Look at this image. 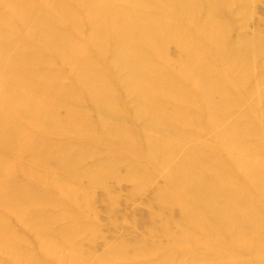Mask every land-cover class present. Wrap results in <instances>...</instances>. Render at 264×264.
Instances as JSON below:
<instances>
[{"label": "bare ground", "instance_id": "1", "mask_svg": "<svg viewBox=\"0 0 264 264\" xmlns=\"http://www.w3.org/2000/svg\"><path fill=\"white\" fill-rule=\"evenodd\" d=\"M28 1L0 0L1 18L15 12L22 21L20 27L14 28L16 31L0 27V68L15 77L8 74L13 83L27 79L57 83L71 91L78 88L100 105L106 103L130 116L151 117L154 124L172 132L183 127L200 132L199 127L205 126L202 128L208 129L206 134L219 142L257 150L259 129L251 119L244 127L242 117L249 112L248 104L255 93L264 102V69L259 79L261 90L253 92L252 71L248 74L252 57L247 47L251 48L252 42L245 41L244 36L232 41L227 17L237 6L242 12L245 0H43L42 6L39 0ZM72 1H76L78 10L70 6ZM203 12L205 16H201ZM85 28L90 30L87 40L79 39ZM28 29L33 30L29 37ZM258 38L264 62V36ZM170 44L178 50L174 60L166 56L165 49ZM53 52L58 71L49 73L44 68L51 64L49 54ZM105 54L110 59L103 64ZM229 82L231 88H227ZM46 99L0 86V126L5 127H0V145L30 157L40 156L44 163L53 158L61 174L92 183L115 177L123 157L133 159L138 155L126 178L140 190L146 182L163 177L161 181L168 186L164 183L157 190L158 207L166 211L174 207L184 223L212 228L214 236L228 238L264 256L263 167L223 157L224 161L173 141L127 131L112 121L86 117L74 108L61 117L58 105L52 106ZM256 109L257 106L253 108ZM70 130L78 131L79 136L66 143L68 154L53 156L51 135ZM96 131L100 141L92 142ZM107 140L114 149L95 160L96 147ZM3 157L0 264H47L46 258L56 264L63 253L65 264H153L151 259L140 258L165 245L168 252L182 253L186 242L188 262H183L181 253L175 261L172 253L161 255L157 264H240L203 243L192 242L177 227L152 220L138 231L135 229L138 235L122 240L118 248H114V240L104 241L98 257L92 258L79 246V239L86 232L90 239L96 232V216L85 209L87 202L77 200L78 188L28 177ZM89 160L91 164L84 166ZM44 182L58 192V198H51L49 188L39 189ZM30 200L51 201L52 211L26 216ZM57 200L61 205L56 204ZM66 215L76 217L68 225H57L59 218ZM20 223L32 234V249L30 238L19 233ZM154 234L162 242L153 240Z\"/></svg>", "mask_w": 264, "mask_h": 264}, {"label": "rangeland", "instance_id": "2", "mask_svg": "<svg viewBox=\"0 0 264 264\" xmlns=\"http://www.w3.org/2000/svg\"><path fill=\"white\" fill-rule=\"evenodd\" d=\"M31 1L32 0H29L28 2L31 3ZM39 1L34 0L32 3L39 2L40 3L39 5L42 6L45 4L46 0L45 1L39 0ZM42 1L44 2V4L42 3ZM58 1H62V0H58ZM64 1L67 2V0ZM66 2H62V5L63 4L66 5L67 4ZM75 2L72 1V5L70 4V6H72L73 9L75 8L78 10V8H76L78 6L77 4H75ZM243 4H245L244 5L245 8L243 9L242 12L245 15L241 14L242 12H240L241 10H239L238 6L232 10V12L233 11L234 12L231 15L230 13L227 14L228 15L227 17L229 18L231 23L229 36L230 39H232V41L236 40L241 36H244L245 38L244 37L243 38L245 39V41L249 39L248 41L252 42V44L251 43L247 44V45L250 44L252 45V46L250 45L252 49L249 46H247L249 51V57H252V59L250 58V60L252 61L249 60L248 62V64L252 62V67L250 65L251 63L248 65L250 68V69L248 68L249 69L248 74L250 73L249 71H252L251 76L253 75V77L250 78L251 79L250 82L251 85L253 86L252 87L253 92L255 91L259 93L261 90V85L259 88V84H260L259 82L261 80V75L264 69V62L262 60V57H260L258 37L264 36V0H245V3L243 2L241 7H244ZM204 14L205 12L201 13V16H205ZM9 15L3 17L5 18V20L0 17L6 23V24L5 23L2 24L1 23L2 20H0V24H2L0 25L1 28L3 26L4 27L6 26L8 27V29L13 30L14 28L17 29V27H20V25H22L21 24L22 21H20V18L17 13L11 12ZM222 16H225L224 13L222 14ZM242 16H244L243 19ZM12 25H14L15 27H13ZM4 27L3 29H6V27L5 28ZM3 29H1L0 32L3 31ZM16 29H14L13 31H16ZM32 33L33 30L28 29V33H27L28 37L32 35ZM87 33H90V30L88 28L83 29V31L80 32L81 35L80 34L78 35V38L80 39L83 37V39L86 38L85 40H87V36H88ZM253 47L254 48L256 47L255 49L257 51V56L253 51L254 49ZM165 50H166L165 51L166 56L170 60H174L178 58L179 56L178 50L174 47V45L172 44L168 45V47H166ZM49 55H50L49 57L51 64L45 67L44 69L46 71L48 70L47 72L49 73H55L58 71L57 70L58 65H56L57 64L56 53L53 52ZM254 55L256 57H254ZM249 57H247V60ZM257 57L260 59L261 62ZM108 58L110 59V55L105 54V56L102 57L103 59L102 63L104 62L103 64H106L109 61ZM260 63L263 66V67L261 66L262 68L259 67ZM259 68H261V71L259 70ZM63 70L67 71L68 68L66 69V67H64ZM1 71H0V86L5 87L6 89H15L17 91L21 90L30 93L31 95L40 99L41 98L46 99L48 97L49 99L47 98L46 100H49L52 106L54 104L58 105L59 107L58 115L61 117L64 116L69 111V109L74 108V110L76 109V111H79L81 114H83L86 117H90L93 120L102 119V120L112 121L116 123L118 126L120 125V127H122L123 129H126L127 131L136 132L144 135L147 134L163 140L173 141L175 143L184 145L185 147L189 146V148L192 149L194 148L206 154L208 153L209 155L212 156H217L220 159L224 157L226 160L237 159L238 161L245 163L252 162L254 165L257 164L258 166L260 165L261 167L264 168V136H263L264 135L263 132L264 102L262 101L261 98H259L260 97L259 94L256 93L254 94L252 100L253 103L250 102L248 104L249 107L251 105V108L248 110L249 112L246 115H244L245 117L244 116L242 117V120L244 119L245 121V123L244 121H242L244 123L243 125L244 127H247V124H249V121L251 119L256 125L255 129H259L257 130L258 132L256 131L257 133L256 135L259 136L260 140L258 139L256 140L260 142V145H258L259 144L258 141L257 144L255 140V145H257L256 146L257 150L255 149L256 151L252 152L246 149H241V147L240 150L238 149L239 147L237 145L235 144L232 145L231 142L228 141L225 142L226 144L228 143L227 145L224 143V141L222 142L220 141L221 142L220 143L218 140L213 139L209 134H206L208 129L204 131V129L202 128L204 127L206 129L205 126L199 127L200 132L199 131L195 132L192 129L189 128L187 129L185 127L179 128L178 131L172 132V130L170 131V129L168 128L154 124V122H152V119H149L151 117L148 118V116L144 117L139 115L130 116L127 114V112L125 113V111L123 112L122 110L119 111L115 108H112L110 105L106 103H102V105H104L103 107L102 105H100L101 103L100 104L96 103L91 99L90 96H88L85 92H83L78 88L71 91L70 89L63 88L61 85L57 83L45 84L37 80L29 81L27 79H26L27 82L15 83L14 81L13 83L12 81L13 79L10 78V76L12 77L13 75H11L8 71H3V70ZM1 73L4 74L5 76L2 75ZM12 78L15 77L13 76ZM18 79L20 80L21 78ZM24 79L25 78H23L22 80L24 81ZM230 84H231L230 82L227 84L228 85L227 88H231ZM254 86L256 89L254 88ZM254 98L256 101H254ZM258 103H260L261 106ZM254 104L257 106L258 109L253 110V108L255 109L256 107ZM257 104L260 106V108ZM259 109L263 112L261 113ZM247 118L249 119L247 120ZM0 127L5 128L4 126H0ZM202 130L204 132H202ZM98 134L99 133H97V131L95 135L93 134L95 138L94 141L92 142L100 141V139H98L99 138ZM78 136H79L78 131L75 130H70L67 132L55 131L51 135L52 138L50 139L52 142L50 145L51 146L50 152L52 153L53 156L55 155L58 157H65L69 152L68 148L65 147L66 143L76 139ZM217 141L220 144L217 143ZM96 149L98 154H96V156L94 157L95 160L99 159L100 157H103L105 154L106 155L110 154L109 150H113L114 146H112L111 141L107 140V141H103L102 145L99 144L96 147ZM134 151L136 152L132 151V153L136 154L137 150ZM3 156H6L5 159H7L8 162L10 163L13 162L14 165L18 166L22 171V174H25L28 177L36 176L43 179H48L49 181L52 182L78 188L77 190H79V192L77 195V200L83 203L87 202L86 204H88L89 207L87 205L85 209H87L88 211H90V213L96 216V223H95L97 226L96 232H94L93 236L90 239H88L87 232L83 234L79 239L81 240L79 246L84 248L85 253L90 254L92 258L98 257V254L101 251L104 241L114 240L113 246L114 248H118L122 240L133 239V236L138 235L137 231L140 229L139 227H142L143 225H148L150 220H152L158 223H166L177 227L179 230L184 231L185 234L189 236L192 242L203 243L205 246L219 251L222 255L226 257L228 256L231 257V259L234 260V262L236 263L264 264V256H259L257 253L255 254V252L252 251L251 253L245 246L236 244L228 238L222 239L214 236V234L212 233V228L203 229L198 227L196 224L191 225V224H187L186 222L184 223L181 217L179 216V212L174 207L168 209L169 211H166L158 207L156 205L155 196L157 194V190L159 189V187H162L164 183L166 185L165 180L161 181L163 177L157 176L158 178L157 177L155 178H157L158 180L153 179V181L151 180L150 183L148 181L145 183L146 187L137 190L135 188L136 184L132 180L126 178V175L128 173L129 168L133 166L132 160H135L134 162L137 163L136 160L138 158V155H135L133 159L132 157H125V158L123 157V159L120 160V162L118 163L115 177L112 178L108 177L103 182H93V183L86 178L82 179V177L80 178L74 177L76 179L74 180L71 177H67L64 174H61L63 172L55 164V162H53V158L51 159L52 161H49L48 163L47 162L44 163L42 161V158L39 159L40 156L30 157L22 153H17L12 148H7L6 146L0 145V157ZM224 158L222 160H224ZM141 162L144 163L143 161ZM90 164H91L90 160L85 161L83 163L84 166H89ZM166 186H168V183ZM44 187L49 188L50 193L49 191L47 193L52 195L51 198L55 196L58 198L59 196L58 192H56L54 189H51L50 186H46L45 182L44 185L43 183H41V187L39 189L43 191ZM26 190L27 189H25L24 192H26ZM39 198L41 197H38V199ZM57 201L58 203L56 204L61 205L60 201L59 200ZM50 205H52L51 201L47 202L43 200H39V201L32 200L31 203L30 200L29 203L30 207H28L29 209L26 210V216L33 217L34 214L40 213V211H44V212L52 211V207ZM2 206L3 204L0 201V209H1L0 215L4 213ZM85 209L84 211L86 213H89ZM55 211H58V208ZM70 212L72 215L75 213L73 210H71ZM193 213L196 214V211ZM73 218L72 216H67V215L63 216L59 218L57 225H61V226L68 225L73 220ZM21 224L22 223H20V225L18 226L19 233L24 234V236H26L28 239L30 238V240L32 241L31 242V249H32V247H35L32 234L29 233L28 231L23 230L22 225L24 223L22 225ZM135 229H137L136 232ZM152 239L158 243L162 242L161 241L162 238L158 234H154L152 236ZM181 251L182 253L180 251L179 253L183 255L182 257H184L183 262H188L190 260V253H189V244H187V242L182 244ZM179 253L174 251L168 252L167 246L165 245V247H161L159 250H155V252L152 253V255L141 257L140 260L148 261L147 259H151L153 264H157V259L161 255L172 254L174 257L173 259L176 261L180 256ZM60 256L61 257L58 259V263L56 264H65L64 259L66 256L64 255V253ZM19 257L22 258L23 255L21 254ZM129 258L130 256H127V259ZM44 260L46 261L47 264H52L50 263V260H48L47 258ZM119 261L122 260L120 259L118 260V262Z\"/></svg>", "mask_w": 264, "mask_h": 264}]
</instances>
